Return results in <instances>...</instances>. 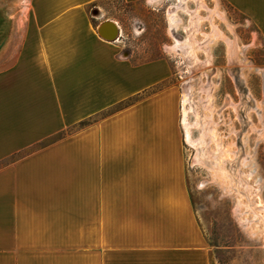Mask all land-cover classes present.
<instances>
[{"label":"crops","instance_id":"0c3cea01","mask_svg":"<svg viewBox=\"0 0 264 264\" xmlns=\"http://www.w3.org/2000/svg\"><path fill=\"white\" fill-rule=\"evenodd\" d=\"M103 1L0 0V264H210L180 90ZM225 1L264 40V0Z\"/></svg>","mask_w":264,"mask_h":264},{"label":"rangeland","instance_id":"374dc122","mask_svg":"<svg viewBox=\"0 0 264 264\" xmlns=\"http://www.w3.org/2000/svg\"><path fill=\"white\" fill-rule=\"evenodd\" d=\"M102 6L103 18L120 24V44L132 62L168 61L181 122L185 110L190 127L187 139L182 123L192 204L210 264H264L262 36L225 0Z\"/></svg>","mask_w":264,"mask_h":264},{"label":"bare ground","instance_id":"6f19581e","mask_svg":"<svg viewBox=\"0 0 264 264\" xmlns=\"http://www.w3.org/2000/svg\"><path fill=\"white\" fill-rule=\"evenodd\" d=\"M155 0H150V2H154ZM172 16H173V18H174V12L171 14ZM109 22V24H107V25H104L103 27H102V29H101V32H102V35L106 38V39H109V40H111V39H113V38H115V36H116V34H117V30H118V27H117V25L114 23V22H111V21H108ZM179 42H177V44H178ZM184 101H186V99L184 100ZM182 123H183V127H184V129H185V131H186V136H187V139L189 138V125L187 124V122H186V111L184 110V112H183V121H182ZM198 146H200L201 148L198 150V154H197V156H196V162L197 163H200L201 162V157H203L202 156V147H203V141H202V139H200L199 140V142H198V144H197Z\"/></svg>","mask_w":264,"mask_h":264},{"label":"water","instance_id":"95a60500","mask_svg":"<svg viewBox=\"0 0 264 264\" xmlns=\"http://www.w3.org/2000/svg\"><path fill=\"white\" fill-rule=\"evenodd\" d=\"M107 24H109V22H108V21H105V22L102 23V24L99 26V28H98V33H99V35H100L103 39H106V38L102 35L101 29H102V27H103L104 25H107ZM118 35H119V30H117V34H116L115 38H113V39H111V40H109V39H106V40L114 41L115 39L118 38Z\"/></svg>","mask_w":264,"mask_h":264},{"label":"trees","instance_id":"16d2710c","mask_svg":"<svg viewBox=\"0 0 264 264\" xmlns=\"http://www.w3.org/2000/svg\"><path fill=\"white\" fill-rule=\"evenodd\" d=\"M82 125H85V123H82L81 126H82Z\"/></svg>","mask_w":264,"mask_h":264}]
</instances>
